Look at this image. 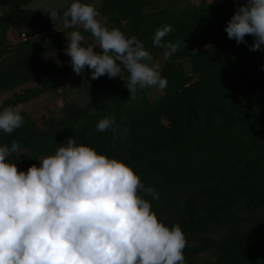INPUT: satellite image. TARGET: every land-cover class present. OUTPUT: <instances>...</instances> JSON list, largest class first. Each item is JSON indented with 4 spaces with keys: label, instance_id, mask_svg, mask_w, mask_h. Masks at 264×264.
I'll list each match as a JSON object with an SVG mask.
<instances>
[{
    "label": "trees",
    "instance_id": "trees-1",
    "mask_svg": "<svg viewBox=\"0 0 264 264\" xmlns=\"http://www.w3.org/2000/svg\"><path fill=\"white\" fill-rule=\"evenodd\" d=\"M32 0H0V31L22 25L47 30L69 5L30 10ZM181 0H100L95 6L108 28L136 36L152 58L164 49L154 46L156 29L169 25L164 42L178 45L161 64L167 86L154 102L143 89L135 98L119 76L96 79L92 99L64 103V116L43 124L25 111L23 125L0 133V144L17 142L18 171L39 165L37 157L54 153L69 138L100 154L123 161L145 188L138 190L166 226L176 224L186 239L185 264H264V46L251 49L253 37L236 43L224 26L246 0H199L195 7ZM161 3V4H159ZM85 35L90 33L82 30ZM20 34V33H19ZM18 34V35H19ZM64 31L41 34L38 41L18 44L0 40V94L32 79L39 86L0 105L15 106L49 90L72 71L64 49ZM207 43V45H204ZM57 58L39 70L42 58ZM188 62L190 70L183 67ZM125 85L127 73H124ZM115 119V131H97L98 120ZM204 254V260L199 258Z\"/></svg>",
    "mask_w": 264,
    "mask_h": 264
},
{
    "label": "clouds",
    "instance_id": "clouds-1",
    "mask_svg": "<svg viewBox=\"0 0 264 264\" xmlns=\"http://www.w3.org/2000/svg\"><path fill=\"white\" fill-rule=\"evenodd\" d=\"M56 15L55 10L49 13L52 21ZM98 15L82 0H71L63 11L65 29L79 25L93 39L86 45L81 31L66 34L64 51L73 72L80 75L87 67L93 79L119 76L133 98L137 88L163 90L167 79L161 75V64L153 61L143 43L104 26ZM171 31L163 25L152 38L154 46L164 49L165 61L178 49L162 40ZM224 31L238 44L250 34L251 49L264 46V0L237 6ZM20 112V105L0 109V132L11 134L20 128ZM114 125L115 119L105 116L96 130L115 131ZM19 153L15 141L0 144V264H185L186 239L180 227L158 220L138 190L153 200L159 199L158 193L145 188L123 161L72 138L54 153L37 157L39 165L26 171L15 166ZM13 154L15 160L10 159Z\"/></svg>",
    "mask_w": 264,
    "mask_h": 264
},
{
    "label": "rangeland",
    "instance_id": "rangeland-1",
    "mask_svg": "<svg viewBox=\"0 0 264 264\" xmlns=\"http://www.w3.org/2000/svg\"><path fill=\"white\" fill-rule=\"evenodd\" d=\"M71 0H32L27 7L30 10H36L39 8H57L63 5H68ZM82 2L90 3L94 7L100 2V0H82ZM199 0H181L179 4L187 7H195L198 4ZM161 4V3H159ZM7 6H0V15L5 12H8ZM98 21H100L104 26L108 27L105 22L104 17H97ZM64 31V40L67 42L66 34L71 30H79L82 35L85 37V44H93V39L91 35H85L82 32V28L77 25L74 29H65L63 26V17L53 20L50 23V26L47 30H41L36 26H25L22 25L19 28L12 27L6 28V31L2 33L0 31V40L2 43L8 44H18L19 33L21 32V36H26L27 40L38 41L40 39L41 34H46L51 31ZM207 45V43H204ZM94 51H99L98 47H94ZM163 52L156 58H153L154 62H159L163 64ZM57 58L56 52H51L45 55L42 58V61L39 64V70H43L49 63H51L54 59ZM183 67L190 70V65L188 62L183 60ZM39 86V82L36 79H32L18 87H15L12 90L7 92H3L0 94V105L4 103L7 99L13 98L16 94H29L31 89H34ZM148 100L150 102H154L161 94H163V90H159L156 88H145L143 89ZM94 92V87L92 82L90 81V77L87 75V67L82 69L80 75H77L73 72V70L64 76H62L59 80L55 82V84L47 91L30 97L26 101L19 103L21 110L27 112L37 124H43L44 119L49 117H56V119H60L64 116L63 105L64 103H69L72 101H76L80 104H85L92 99V94ZM1 133V132H0ZM205 255L202 253L199 255L201 261L204 260Z\"/></svg>",
    "mask_w": 264,
    "mask_h": 264
},
{
    "label": "built area",
    "instance_id": "built-area-1",
    "mask_svg": "<svg viewBox=\"0 0 264 264\" xmlns=\"http://www.w3.org/2000/svg\"><path fill=\"white\" fill-rule=\"evenodd\" d=\"M19 40L20 41H26L27 40V37L26 36H21V32H20V34H19Z\"/></svg>",
    "mask_w": 264,
    "mask_h": 264
}]
</instances>
